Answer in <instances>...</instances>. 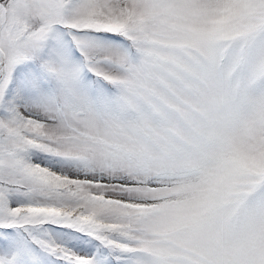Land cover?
<instances>
[{"label":"snow or ice","instance_id":"obj_1","mask_svg":"<svg viewBox=\"0 0 264 264\" xmlns=\"http://www.w3.org/2000/svg\"><path fill=\"white\" fill-rule=\"evenodd\" d=\"M0 264H264V0H0Z\"/></svg>","mask_w":264,"mask_h":264}]
</instances>
